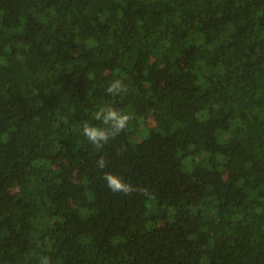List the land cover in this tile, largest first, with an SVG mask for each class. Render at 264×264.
Returning <instances> with one entry per match:
<instances>
[{"label": "trees", "instance_id": "trees-1", "mask_svg": "<svg viewBox=\"0 0 264 264\" xmlns=\"http://www.w3.org/2000/svg\"><path fill=\"white\" fill-rule=\"evenodd\" d=\"M44 256L264 264V0H0V264Z\"/></svg>", "mask_w": 264, "mask_h": 264}, {"label": "clouds", "instance_id": "clouds-1", "mask_svg": "<svg viewBox=\"0 0 264 264\" xmlns=\"http://www.w3.org/2000/svg\"><path fill=\"white\" fill-rule=\"evenodd\" d=\"M127 91V85L119 78L112 80L105 89V92L111 96H121L126 94ZM132 118L130 112H124L112 106H101L97 109L93 117V119L100 122L101 126L85 123L82 126V135L94 148L100 149L108 144L111 139L126 130ZM107 163L105 157L99 156L97 158L96 165L98 168H106ZM103 178L106 186L114 193L130 195L133 192L144 191L138 186H133L126 182L118 174L112 172H105ZM40 264H50L49 258L47 256L42 257Z\"/></svg>", "mask_w": 264, "mask_h": 264}]
</instances>
